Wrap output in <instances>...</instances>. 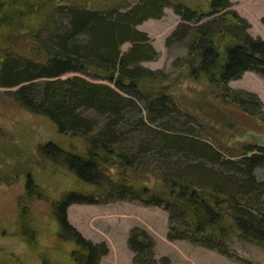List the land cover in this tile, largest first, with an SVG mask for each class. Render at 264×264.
<instances>
[{"label":"trees","instance_id":"trees-1","mask_svg":"<svg viewBox=\"0 0 264 264\" xmlns=\"http://www.w3.org/2000/svg\"><path fill=\"white\" fill-rule=\"evenodd\" d=\"M131 1L88 5L35 0L27 8L28 46L20 50L7 45L0 52V87H17L7 97L80 142L48 140L36 146L38 157L77 182V189L52 200L60 227L76 244L74 261L99 264L108 246L86 239L70 225L67 209L72 203L129 200L163 207L170 240H188L225 254L234 251L229 243L235 236L264 243V182L254 175L264 162V144H248L235 152L208 127V120L218 117L212 114L211 120L190 111L176 93L192 80L209 89L221 105L264 125L260 97L229 86L246 71L264 77V38L250 34V22L232 0H208L206 7L187 0ZM166 7L180 17L166 45L182 42L187 50L175 75L141 65L160 52L138 25L162 18ZM2 13L0 5V23L11 22ZM127 42L131 46L124 51ZM70 72L78 75L62 78ZM84 110L96 113L102 123ZM193 125L218 147L202 139ZM0 136H5L1 126ZM9 155L3 149L0 160ZM20 164L6 177L19 178L24 173ZM149 174L156 178L153 186ZM24 177L28 195L46 196L31 171ZM128 245L133 264H170L168 257H157L154 238L139 226L130 230Z\"/></svg>","mask_w":264,"mask_h":264},{"label":"rangeland","instance_id":"rangeland-1","mask_svg":"<svg viewBox=\"0 0 264 264\" xmlns=\"http://www.w3.org/2000/svg\"><path fill=\"white\" fill-rule=\"evenodd\" d=\"M33 1L35 0H0L2 15L11 18L9 23H0V52L7 45L20 50L28 46L26 32L31 15L27 8ZM68 1L100 5L106 0ZM134 1L136 0L131 2ZM187 1L194 7H206L208 2ZM232 2L233 7L250 22V34L256 38H264V0ZM164 11L162 18H150L138 25L139 29L150 35L153 45L160 52L155 60L142 61L141 65L175 75L181 71L178 61L187 56V50L182 42L166 45V39L178 26L180 17L172 7H166ZM130 46V42L125 43L122 50L126 51ZM74 75L78 74L70 72L62 78ZM87 78L94 82H106ZM229 86L256 93L263 102L264 114L263 76L254 71H246L240 78L230 81ZM16 88L0 87V126L5 131V136H0V155L3 149L12 154L0 160V264H45L46 261L50 264H76L72 257L76 244L60 227L53 213L52 200L59 199L65 191L77 189V182L61 168L38 157L36 146L48 140H56L64 145H79L80 142L61 135L48 119L20 108L10 100L6 93ZM176 93L190 111L211 120H214L213 116H217L215 121L208 120V127L213 128L225 146L235 152L239 153L248 144H264L263 124L238 109L221 105L209 89L201 84L187 79ZM84 114L96 120L97 124L102 123L93 111L84 110ZM193 127L202 139L218 147L213 138L201 131L199 126ZM222 153L225 155L224 151ZM17 163L23 164L18 169L24 173H20L19 178L15 174H12V179L7 178L11 171L15 173L14 166ZM28 170L32 172L39 187L46 192V196L27 194L24 174ZM254 175L258 181L264 182V162L255 167ZM148 177L151 181L148 184L153 186L155 176L149 174ZM67 219L86 239L108 246V252L100 258L99 264H133L128 237L134 226H139L152 235L156 242L157 257H168L170 264H264V243L258 244L239 236L230 241V247L234 251L229 254L188 240H170L168 212L163 207L144 206L137 201L72 203L67 209Z\"/></svg>","mask_w":264,"mask_h":264}]
</instances>
